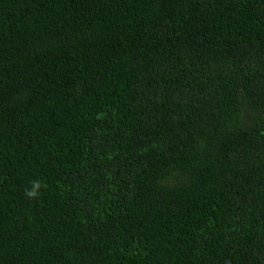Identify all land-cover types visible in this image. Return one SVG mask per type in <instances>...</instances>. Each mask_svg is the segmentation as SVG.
Listing matches in <instances>:
<instances>
[{
	"label": "trees",
	"instance_id": "1",
	"mask_svg": "<svg viewBox=\"0 0 264 264\" xmlns=\"http://www.w3.org/2000/svg\"><path fill=\"white\" fill-rule=\"evenodd\" d=\"M0 264H264V0H0Z\"/></svg>",
	"mask_w": 264,
	"mask_h": 264
},
{
	"label": "clouds",
	"instance_id": "2",
	"mask_svg": "<svg viewBox=\"0 0 264 264\" xmlns=\"http://www.w3.org/2000/svg\"><path fill=\"white\" fill-rule=\"evenodd\" d=\"M26 195H28L31 198H34L36 196V192L35 191H33V192H27L26 191Z\"/></svg>",
	"mask_w": 264,
	"mask_h": 264
}]
</instances>
